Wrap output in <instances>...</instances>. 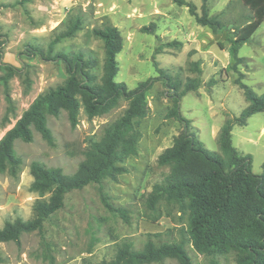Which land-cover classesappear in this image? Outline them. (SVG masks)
<instances>
[{"label": "rangeland", "instance_id": "obj_1", "mask_svg": "<svg viewBox=\"0 0 264 264\" xmlns=\"http://www.w3.org/2000/svg\"><path fill=\"white\" fill-rule=\"evenodd\" d=\"M201 13L203 0H187ZM242 0H206L210 16L233 25H242L249 15ZM70 15H80L83 26L74 35L54 42L61 23ZM108 22L118 28L123 46L117 54L115 80L128 89L152 78L146 91L148 112L139 120L137 153L122 163L125 171L115 178L91 182L72 189L64 204L43 222V235L49 243L52 264H104L114 255L115 245L129 239L142 246L148 232H165L186 225V216L174 206L161 204V213L144 204V195L159 182L168 168L158 163L159 153L183 129V122L171 114L175 100L181 115L189 121V131L204 148L220 154L218 134L227 118L239 116L248 104L241 84L257 94L264 93V20L250 40L233 56L226 28L213 31L196 22L187 6L173 0H0V61L14 67L7 81L0 83V138L40 93L61 84L67 77L59 58H46L56 52L82 53L94 57L98 77L104 60L103 42L93 27ZM144 27L152 28L149 32ZM51 51V53H49ZM42 53V54H40ZM0 75L6 76L0 69ZM188 83L196 88L182 91ZM127 101L107 112L88 117L81 106L78 122L72 126L67 113L47 117L53 143L37 131L33 140H16L14 149L21 159L16 177L0 172V227L6 220L32 216V203L39 197L31 190L29 165L40 161L73 173L83 159L91 140L119 117ZM233 146L251 157L250 170L262 173L264 161V112H256L244 125L234 124ZM103 197L113 206L126 209L123 217L109 210ZM166 238V237H165ZM193 264H208V258L188 247ZM4 262L0 264H51L43 258L44 248L37 231L24 233L20 243H0ZM218 264H236L233 255L218 257ZM148 264H178L174 258Z\"/></svg>", "mask_w": 264, "mask_h": 264}, {"label": "trees", "instance_id": "obj_2", "mask_svg": "<svg viewBox=\"0 0 264 264\" xmlns=\"http://www.w3.org/2000/svg\"><path fill=\"white\" fill-rule=\"evenodd\" d=\"M203 1L199 14L193 2L173 0L177 5L187 6L197 23L213 31L226 28L231 33V51L236 57L240 46L250 40L264 20V0L241 1L249 11L242 25L210 16L206 0ZM61 26L54 42L74 35L82 28L83 19L80 15H70ZM144 28L152 31L150 27ZM92 33L102 40L104 47L100 76L93 70L97 65L94 57L85 58L80 52L47 54L46 58H59L64 62L67 77L61 84L38 94L0 138V172L16 177L21 159L15 152V141L31 142L35 130L52 144L53 135L47 123L49 115L58 116L65 111L70 124L75 126L81 106L88 117H93L113 108L119 98L127 101L123 113L105 126L101 137L89 142L73 173L66 174L58 167L32 161L29 165L30 188L39 195L32 203V216L6 220L0 227V243L13 241L19 244L22 234L37 231L44 248L43 258L51 264L54 259L43 235L44 220L63 206L64 196L70 190L104 178H115L125 171L122 163L129 155L137 153L140 138L137 123L148 112L146 91L152 78L138 83L133 89L115 80L118 72L116 56L123 46L118 28L104 22L93 27ZM0 69L6 74L5 77L0 75V83L5 84L14 67L0 61ZM196 87L195 83H188L182 93ZM241 88L248 104L239 116L227 118L220 127V154L204 148L189 131V121L178 109L179 97L175 100L171 114L183 122V129L159 153L157 161L168 171L144 195V204L157 212L156 216L162 212L161 204L166 208L174 206L180 216H186V225L179 227L178 238L173 237V228H167L165 232H148L139 248L129 239L121 240L115 245L113 257L104 264H148L165 258H174L178 264H193L188 247L208 258V264H218V257L228 254L233 255L236 264H264V161L262 173H252L250 155L240 153L231 138L234 124L244 125L252 114L264 112V93L257 94L245 84H241ZM102 200L109 210L126 216L125 208L113 206L104 197ZM2 262L4 258L0 253Z\"/></svg>", "mask_w": 264, "mask_h": 264}]
</instances>
